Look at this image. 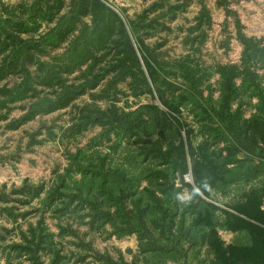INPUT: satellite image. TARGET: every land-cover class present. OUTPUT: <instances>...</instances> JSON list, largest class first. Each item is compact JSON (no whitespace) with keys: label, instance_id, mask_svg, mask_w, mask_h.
<instances>
[{"label":"trees","instance_id":"1","mask_svg":"<svg viewBox=\"0 0 264 264\" xmlns=\"http://www.w3.org/2000/svg\"><path fill=\"white\" fill-rule=\"evenodd\" d=\"M187 5L154 2L131 21L134 40L123 18L102 0L2 5L0 82L9 77L2 73L8 66L6 71L21 81L13 89H0V108L32 99L29 113L19 121L23 125L74 107L86 95L111 101L107 110L79 109L73 130L99 124L105 141L132 140L138 149L123 163L142 166L138 177L109 166L110 157L95 152L91 144V153L79 151L70 158L71 166L47 200L64 202L63 180L76 172L81 181L70 204L87 210L92 224L110 223L119 233L136 234L147 264L152 257L161 264L176 255L189 264L195 250H203L204 258L196 254L192 264H264V41L244 35L236 21L243 48L240 62L202 66L195 54L206 42L204 28L211 20L203 6L185 29L189 53L161 59L158 51L164 43H147L143 35L151 38L167 30L166 22L176 21ZM64 45L62 56L51 55ZM213 74L218 76L215 101L204 94L205 88L214 90L209 84ZM43 90L52 93L41 96ZM119 94L158 97L164 108L149 104L121 110L115 103ZM253 99V114L247 118L244 105ZM183 107L188 117H182ZM17 122L10 128L17 130ZM187 174L196 189L185 183ZM184 188L192 197L180 203ZM42 192L43 186L31 192L25 185L21 193L38 197ZM107 206L114 211H105ZM221 231L245 234L247 242L226 243ZM44 240L29 229L22 243L10 249L40 264Z\"/></svg>","mask_w":264,"mask_h":264},{"label":"rangeland","instance_id":"2","mask_svg":"<svg viewBox=\"0 0 264 264\" xmlns=\"http://www.w3.org/2000/svg\"><path fill=\"white\" fill-rule=\"evenodd\" d=\"M22 1L28 0H0V9L2 5L12 6ZM102 1L123 18L134 40L137 34L135 29L131 28V21L159 0ZM184 1H188L187 7L176 21L166 22L167 30L159 31L151 38L143 35L147 43H164L158 51L161 59L176 60L189 53L183 42L185 29L195 23V18L203 6L208 10L211 20L204 28L206 42L195 54L202 66L212 68L218 64L240 62L243 48L237 39L236 21L240 23L244 35L264 41V0H170L175 5H182ZM53 26L54 24H51L50 27ZM43 30L42 33L48 31ZM135 46L138 49V46ZM50 52L52 56H62L65 45ZM2 58L4 55L0 56V63ZM8 67L2 73H10L9 77L0 82V89H13L21 81L19 77L11 74L12 72L6 71ZM77 75L78 73H75V76ZM71 78L73 77H69ZM217 79L216 74L209 78V84L214 90H204L206 96L212 94L214 101L218 97ZM51 93L52 90H43L41 96ZM117 98L116 107L125 111H133L149 104L164 108L158 97L151 99L146 95L137 98L119 94ZM32 103V99L15 100L0 108V198H4L0 199V264H35L28 256L19 257L17 252L10 249L12 245L22 243V235L29 234V229H33L45 239L43 250L39 253L40 264H147L145 257L140 254L136 234L119 233L110 223L92 224L87 210L76 202L70 204V199L77 195V184L81 181L76 172L63 180L61 191L65 195L64 202H49L46 198L60 184V177L64 176L71 166L70 158L79 151L91 153V144L95 145V152L110 157L109 166L119 167L128 175L138 177L142 166L132 162L123 163L124 158L136 153L138 149L132 140L119 141L113 137L111 142L105 141V131L99 124H90L81 131L73 130L79 109L107 110L112 106L111 101L94 100L86 95L81 97L74 107L39 115L20 125V119L29 113ZM255 103L256 100L253 99L251 103L244 105L245 117L249 118L253 114V106L250 104ZM127 104L130 108H127ZM183 109L182 117H188L187 108ZM15 122L20 125L17 130L10 128ZM154 137L157 138V135H154L153 139ZM187 175L189 179L184 177L185 183L196 189L191 174ZM25 185L31 192H34L36 187L43 186V192L38 197L26 196L21 193ZM191 197V192L184 188L178 201L187 203ZM68 206L69 209L66 210ZM107 207L105 211H114L111 206ZM116 225L117 228L120 227ZM126 228L124 226V229ZM220 236L226 243L247 242L245 234L221 231ZM198 251L190 254L189 264L195 260L196 254L199 260L204 258V251L197 253ZM176 256V260L167 259L161 264H184L183 257ZM153 258L155 257L151 258V264H160L158 259Z\"/></svg>","mask_w":264,"mask_h":264},{"label":"built area","instance_id":"3","mask_svg":"<svg viewBox=\"0 0 264 264\" xmlns=\"http://www.w3.org/2000/svg\"><path fill=\"white\" fill-rule=\"evenodd\" d=\"M185 178H186V179H189V175H186Z\"/></svg>","mask_w":264,"mask_h":264},{"label":"crops","instance_id":"4","mask_svg":"<svg viewBox=\"0 0 264 264\" xmlns=\"http://www.w3.org/2000/svg\"><path fill=\"white\" fill-rule=\"evenodd\" d=\"M249 37V36H248ZM242 46V45H241ZM242 55V54H241ZM263 210H264V206H263Z\"/></svg>","mask_w":264,"mask_h":264},{"label":"water","instance_id":"5","mask_svg":"<svg viewBox=\"0 0 264 264\" xmlns=\"http://www.w3.org/2000/svg\"><path fill=\"white\" fill-rule=\"evenodd\" d=\"M154 139H156V137H154Z\"/></svg>","mask_w":264,"mask_h":264}]
</instances>
